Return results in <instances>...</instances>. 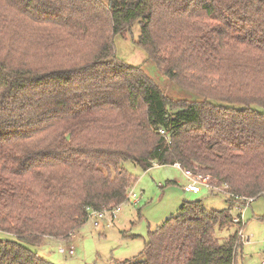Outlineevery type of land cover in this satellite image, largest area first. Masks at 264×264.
<instances>
[{
	"label": "trees",
	"instance_id": "16d2710c",
	"mask_svg": "<svg viewBox=\"0 0 264 264\" xmlns=\"http://www.w3.org/2000/svg\"><path fill=\"white\" fill-rule=\"evenodd\" d=\"M105 1L0 0V233L17 239L0 240V264H50L29 246L127 202L125 162L196 164L231 208L264 197V0ZM134 24L147 61L194 99L116 60ZM233 220L183 203L124 264H239L238 233L216 238Z\"/></svg>",
	"mask_w": 264,
	"mask_h": 264
},
{
	"label": "rangeland",
	"instance_id": "374dc122",
	"mask_svg": "<svg viewBox=\"0 0 264 264\" xmlns=\"http://www.w3.org/2000/svg\"><path fill=\"white\" fill-rule=\"evenodd\" d=\"M138 34L139 27L134 24L126 37L115 36L113 43L116 60L140 67L168 97L177 100L194 99V96L169 84L147 61L145 52L134 44ZM195 167L196 174L202 176L196 164ZM122 168L134 180L128 194L135 195V200L129 199L119 206L118 211L114 210V218L111 211L105 212L103 219L89 216L71 241L50 240L43 246H29V249L50 264H124L141 260L139 255L148 233L154 232L167 219L175 217L183 203L200 202L207 211L230 208L232 216L240 214L236 206L231 208L226 202V195L220 191L201 187L199 194L185 193L184 187L189 181L174 166H154L144 172L131 162H125ZM241 211L243 224L239 228L216 230V238L222 243L234 232L241 231L243 245L239 264H264V197L252 199ZM95 221L97 227H94ZM244 238L248 241L245 242ZM0 240L17 241L12 235L4 233H0ZM71 248L72 255L68 253ZM59 249L66 252L60 254Z\"/></svg>",
	"mask_w": 264,
	"mask_h": 264
},
{
	"label": "built area",
	"instance_id": "2783aa9c",
	"mask_svg": "<svg viewBox=\"0 0 264 264\" xmlns=\"http://www.w3.org/2000/svg\"><path fill=\"white\" fill-rule=\"evenodd\" d=\"M159 133L161 135H164V132L163 131H159ZM176 168L179 169V166L178 165H175ZM184 176L187 178V180L189 181V183L185 186L184 188V191L187 192V193H190V194H199L201 192V187H206L208 189H212L213 191H220L221 192V189L219 188H212L211 187V184H210V180L208 177H204V176H201V175H198V174H194L193 172L191 171H186V170H182ZM129 199H136L135 195L133 194H128V200ZM236 200H238V198H236ZM243 201V200H242ZM250 201L252 200H246L245 201V205L244 206H236V208L238 209V211H240V214L239 216H235L234 217V220H233V223L234 224H238V223H242L243 224V221H242V211H241V208L245 207ZM118 211L119 210V207L116 208V209H113L111 212H112V217L114 218L115 217V211ZM104 213L105 212H100V213H94L92 212L91 213V216L97 218V219H103L104 218ZM98 226V223L95 221L94 222V227H97ZM238 237L241 241H243V235H242V232L240 231V233H238ZM244 241L247 242L248 240H245L244 238ZM60 254H64L66 251L64 249H59L58 251ZM68 253L70 255L73 254V250L72 248L68 250Z\"/></svg>",
	"mask_w": 264,
	"mask_h": 264
},
{
	"label": "crops",
	"instance_id": "0c3cea01",
	"mask_svg": "<svg viewBox=\"0 0 264 264\" xmlns=\"http://www.w3.org/2000/svg\"><path fill=\"white\" fill-rule=\"evenodd\" d=\"M185 192V191H184ZM185 193H187V192H185ZM195 195V194H194Z\"/></svg>",
	"mask_w": 264,
	"mask_h": 264
}]
</instances>
